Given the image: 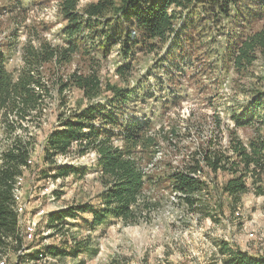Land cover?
<instances>
[{
  "label": "rangeland",
  "instance_id": "obj_1",
  "mask_svg": "<svg viewBox=\"0 0 264 264\" xmlns=\"http://www.w3.org/2000/svg\"><path fill=\"white\" fill-rule=\"evenodd\" d=\"M92 1L97 0H80V6ZM21 3L25 10L12 8L11 0H0V44L10 47L11 50L4 52L9 67L16 71L25 64L23 48L27 43L37 48L45 41L65 44L61 34L65 21L59 11L60 0H23ZM192 13L193 16L185 14L175 21V32L161 48L135 54L129 70L130 84L137 87L139 99L130 105V112L135 110L139 117L146 114L155 120L149 133L154 134L157 142L148 152L143 153L141 146H137L136 152L144 159L155 158L149 168L165 179L148 188V218L136 223L114 219L96 228L89 225L90 211L66 218L61 231L73 243H79L81 249L78 255H60L64 264H225L219 252L222 239L251 255L264 256V195L258 196L251 190L234 205L221 190L230 175L221 170L215 174L205 168L203 176L208 180L213 199L211 195L207 198H211L213 205L216 201L224 207L215 220L191 211L179 198L180 194L169 187L168 173L181 168L187 156H193L208 137H216L215 143L218 139L227 144L233 130L245 143L257 134L264 136V122L258 121L264 116V109L257 110L259 114L249 126L236 128L229 115L249 109V102L264 91V55H258L245 71H236L223 55L227 41L224 32L234 29L236 23L231 22L225 28L209 27L204 11L197 8ZM183 27L195 40L175 53L172 46ZM96 56L98 59L82 51L63 65L53 61L42 65V81L46 85L43 109L34 112L32 119L24 120V128L17 124L11 131L0 114V152L17 134L34 144L33 166L23 173L28 216L32 217L39 207L52 211L55 207L66 209L85 202L96 206L101 201L103 184L95 152L84 156L58 155L59 165L72 164L80 169L67 178L54 177L56 167L43 160L44 143L59 118L82 109L89 102L74 85L61 90L70 73L98 71L103 82L124 84L116 71L117 61L124 63L117 48L108 57ZM216 115L220 116L221 125L216 123ZM52 184L56 185L53 193L42 196V191ZM26 253L21 249L17 253L11 250L4 256L7 264H25L19 256ZM42 264L48 263L42 261Z\"/></svg>",
  "mask_w": 264,
  "mask_h": 264
},
{
  "label": "trees",
  "instance_id": "obj_2",
  "mask_svg": "<svg viewBox=\"0 0 264 264\" xmlns=\"http://www.w3.org/2000/svg\"><path fill=\"white\" fill-rule=\"evenodd\" d=\"M11 1L12 8L25 10L23 0ZM197 8L204 11L209 27L225 28L231 22L236 23L234 29L231 27L224 32L227 41L223 52L236 71H245L258 55H264V0H97L84 6H80V0H60L59 11L65 21L61 34L65 44L45 41L37 48L27 43L23 48L25 64L17 71L9 67L4 52L11 50L10 47L0 44V114L11 131L17 124L24 128V120L32 119L34 112H42L46 90L42 65L50 61L63 65L82 51L93 54L96 59L98 54L105 58L115 47L124 59V63L117 61L116 68L123 85L103 82L98 71L87 74L74 71L61 84L62 91L70 85L78 87L89 102L82 109L59 118L44 143L43 160L56 167L54 177L67 178L80 169L72 164L59 165L58 155L84 156L95 152L103 189L98 205L85 202L52 211L48 226L59 230L66 218H75L79 212L86 211L92 213L89 220L92 228L114 219L136 223L148 218V188L165 179L149 168L155 158L144 159L136 152L137 146L142 147L143 153L148 152L157 142L154 134L149 133L155 120L147 118L146 114L139 117L135 110L130 112V105L139 99L137 87L130 84L129 70L135 54L161 48L175 32V21L185 14L193 16ZM184 27L174 40L175 53L195 40ZM248 106L249 109L241 112L229 113L236 128L254 123V117L259 114L257 110L264 109V91L258 92ZM215 121L221 125L219 115ZM258 121L264 122V116ZM215 139L208 137L193 156H187L181 168L168 173L167 179L171 190L180 194L179 198L191 211L218 220L216 216L224 207L216 201H213L216 206L213 205L211 198H207L212 193L203 170L208 168L215 174L221 170L230 175L221 190L234 205L251 190L258 196L264 195V136L257 134L245 143L233 130L227 144L218 139L215 143ZM33 150L31 139L17 134L0 152V259L11 250L17 253L24 243L12 194L16 177L33 166ZM34 243L27 242L29 246ZM219 247L225 264H264V256L251 255L228 240H220ZM80 249L79 243L74 242L73 245H53L47 251L78 255ZM38 252L39 249L26 253L19 256V260L27 264V260L37 258Z\"/></svg>",
  "mask_w": 264,
  "mask_h": 264
},
{
  "label": "built area",
  "instance_id": "obj_3",
  "mask_svg": "<svg viewBox=\"0 0 264 264\" xmlns=\"http://www.w3.org/2000/svg\"><path fill=\"white\" fill-rule=\"evenodd\" d=\"M16 178L12 195H14V209L18 213L20 233L24 238L21 250L22 252L29 253L39 249L37 258L27 260V264H42V261L47 262L48 264H64L60 259V255L50 254L47 251V248L53 247V245L62 246L67 243L68 245L74 244L71 237H65L63 235L61 229L58 230L57 228L48 226L50 213L59 210L60 208L55 207L52 208L54 210L51 211L45 207H39L36 209V213L32 217L28 216L30 210L24 187L23 174H19ZM55 186V184H52V186L42 191V196H50L56 189ZM53 198H55V195H53ZM27 242L35 243L34 245L29 246ZM0 264H7L5 256L0 259Z\"/></svg>",
  "mask_w": 264,
  "mask_h": 264
}]
</instances>
